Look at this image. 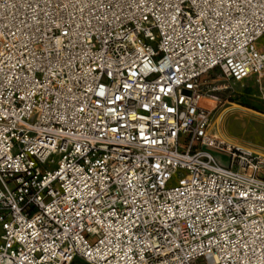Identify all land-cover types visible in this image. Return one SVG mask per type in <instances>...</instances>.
I'll use <instances>...</instances> for the list:
<instances>
[{"label": "built area", "instance_id": "built-area-1", "mask_svg": "<svg viewBox=\"0 0 264 264\" xmlns=\"http://www.w3.org/2000/svg\"><path fill=\"white\" fill-rule=\"evenodd\" d=\"M263 36L264 0H0V264H264V148L203 101Z\"/></svg>", "mask_w": 264, "mask_h": 264}, {"label": "rangeland", "instance_id": "rangeland-1", "mask_svg": "<svg viewBox=\"0 0 264 264\" xmlns=\"http://www.w3.org/2000/svg\"><path fill=\"white\" fill-rule=\"evenodd\" d=\"M258 46L264 49V36ZM216 75L217 84L227 85L216 93L220 100L213 111V119L218 134L228 142L264 148V77H252L239 83L225 79L220 72ZM211 151L223 162L230 161L229 153L214 148ZM54 168V165L50 167ZM177 181L174 178L171 184Z\"/></svg>", "mask_w": 264, "mask_h": 264}, {"label": "bare ground", "instance_id": "bare-ground-1", "mask_svg": "<svg viewBox=\"0 0 264 264\" xmlns=\"http://www.w3.org/2000/svg\"><path fill=\"white\" fill-rule=\"evenodd\" d=\"M203 101L207 106L211 108L216 106V101L213 99H204Z\"/></svg>", "mask_w": 264, "mask_h": 264}]
</instances>
